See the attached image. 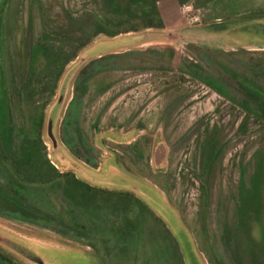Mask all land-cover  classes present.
<instances>
[{"label": "rangeland", "instance_id": "rangeland-1", "mask_svg": "<svg viewBox=\"0 0 264 264\" xmlns=\"http://www.w3.org/2000/svg\"><path fill=\"white\" fill-rule=\"evenodd\" d=\"M131 9L130 0H0V264H189V248L196 264H264V123L238 105L248 91L223 68L264 89V20L241 22L262 19L264 0ZM138 34L119 50L109 44L76 75L56 135L67 162L160 195L185 239L120 182L83 197L46 136L47 114L81 53ZM261 94L251 97L264 105ZM258 168L256 208L241 200V180L248 189Z\"/></svg>", "mask_w": 264, "mask_h": 264}, {"label": "trees", "instance_id": "trees-1", "mask_svg": "<svg viewBox=\"0 0 264 264\" xmlns=\"http://www.w3.org/2000/svg\"><path fill=\"white\" fill-rule=\"evenodd\" d=\"M157 1L158 0H130L131 7L134 8V9H131V11H132V13L141 12L143 14L147 13V8H149L152 11H155L157 9ZM118 7L119 6L116 5L115 9L119 10ZM263 20H264V17L262 19H260L259 17H255V18H252V19L250 18L249 20L241 21V22H247L248 21V22H253V24H255V23L261 22ZM254 21H256V22H254ZM0 23H1V19H0ZM231 26L237 27V25H231ZM219 28H221V30L226 29L225 26H221ZM140 36H144V34L129 35V36L111 39L109 41L110 42V46H109L110 48H108V49L119 50L123 47L130 46V45L134 44L136 41L141 40L142 37H140ZM223 68L232 78H234L240 84L241 87H243V89H246L248 91V93H245V96H246L245 99L243 101L239 102L238 105L241 106L250 117L254 116L258 121H261L264 123V105L261 103H256L251 97V93L262 95L261 93H264V89H262L255 82L250 81L248 78L241 75L239 72H237L233 69L224 67V66H223ZM199 78L202 80L203 83H205L208 87L213 89L218 94L232 99L230 94L225 90L224 86L218 80H216L214 77H212L211 75L200 76ZM248 94H250V95H248ZM43 124H44V117H42V119H40L38 122V125H37L39 128L38 131H42ZM242 128H243V126H242ZM4 143H5V145L7 144V138L5 139ZM8 151H9V156L15 165L16 163H15L14 158L12 156L11 150H8ZM25 152H26V150H25ZM53 154H54V158L57 161L58 160V158H56L57 153L53 152ZM212 155H213V149H209L208 150V160L211 159ZM26 156L33 158V152L27 151ZM243 172H245V171H243ZM244 177H245V175L243 173V178ZM252 177L253 178L250 180V183L248 185L249 186L248 189L245 187V186H247V182L245 183V178L241 180V186L243 189L242 194H241V200L243 199L244 196H246V198L248 200L252 201V204H254L256 208H258L259 198H260L259 188H260V184H261L262 170L260 168H258ZM75 185L83 197L88 196V193L94 189L93 187L84 183L81 179L79 180V179L75 178ZM12 198H15V197H12ZM15 199H17V198H15ZM17 201L19 202V205H21V207H22V205H23L22 200L17 199ZM189 251L191 253V256L186 254V258L188 260V263L189 264H196V262H195L196 258H195L194 253H192L190 248H189ZM1 257H2L1 259L3 260V262L7 263L6 257H4V256H1ZM254 264H263V263H261L260 261H255Z\"/></svg>", "mask_w": 264, "mask_h": 264}, {"label": "flooded vegetation", "instance_id": "flooded-vegetation-1", "mask_svg": "<svg viewBox=\"0 0 264 264\" xmlns=\"http://www.w3.org/2000/svg\"><path fill=\"white\" fill-rule=\"evenodd\" d=\"M105 47L104 49H106ZM56 158H58L57 161L59 165H61L62 167H68L72 169L74 173L77 175V179L79 180L81 179L85 183L88 182L87 184L91 187L94 185H97V186L98 185L104 186L108 184L114 185L120 182L121 185L119 187L129 188L132 191H135L136 193H138L137 195L142 197V199H144L152 208L157 210L167 220V222L171 225V227L178 232L181 238L185 239V236H186L185 229L178 224L175 213L172 211V209H170L169 206L166 205V203L161 198V196L158 195L155 191L150 190L149 187L144 186V185L143 186L139 185V183H136L135 181L131 179H126L125 177L121 178L120 181L117 180L118 182H114V184H112V182L110 183L107 181L108 179L100 178L96 173H92L91 171L84 169L78 163L67 162L68 160L67 156L62 151V149H60V147H59V152L56 154ZM94 179H98V181H100L99 184L93 183ZM115 187H118V186H115ZM135 188L141 189L142 192L140 193L138 189H135ZM142 193H147L148 194L147 197H144Z\"/></svg>", "mask_w": 264, "mask_h": 264}, {"label": "water", "instance_id": "water-1", "mask_svg": "<svg viewBox=\"0 0 264 264\" xmlns=\"http://www.w3.org/2000/svg\"><path fill=\"white\" fill-rule=\"evenodd\" d=\"M110 42H100L94 44L92 47L86 49L83 53H81L78 60L66 71L58 92V96L56 101L53 103L52 107L50 108L47 117H46V136L52 144L53 152H59V141L56 135V124L61 112V109L65 103L66 96L71 88L73 79L76 75L82 70V68L86 65V63L90 60V58L99 55V52L105 46H108ZM138 189V188H135ZM141 193L142 190L138 189ZM144 197H147V193H142Z\"/></svg>", "mask_w": 264, "mask_h": 264}]
</instances>
